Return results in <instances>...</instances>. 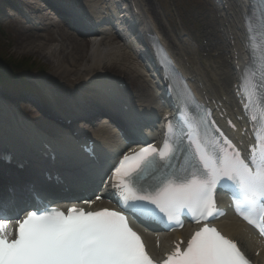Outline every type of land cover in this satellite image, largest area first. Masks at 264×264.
<instances>
[{
  "label": "snow or ice",
  "instance_id": "6c2138e0",
  "mask_svg": "<svg viewBox=\"0 0 264 264\" xmlns=\"http://www.w3.org/2000/svg\"><path fill=\"white\" fill-rule=\"evenodd\" d=\"M178 143L141 147L123 157L112 176L118 189L114 209L69 207L65 213L49 208L40 193L33 194L36 203L0 201V264H155L131 224L158 214L169 221L191 215L203 224L162 264H247L237 245L205 222L216 218L218 186L230 182L241 194L245 208L238 211L249 224L259 207L264 235V148L259 155L253 150L249 162L228 140L219 151H207L196 134L187 145Z\"/></svg>",
  "mask_w": 264,
  "mask_h": 264
},
{
  "label": "bare ground",
  "instance_id": "6f19581e",
  "mask_svg": "<svg viewBox=\"0 0 264 264\" xmlns=\"http://www.w3.org/2000/svg\"><path fill=\"white\" fill-rule=\"evenodd\" d=\"M137 2H139V6L140 8L143 10V6L141 5V1L140 0H136ZM236 3L239 5V11L242 12L243 11V7L240 3L239 0H235ZM88 3H96L95 0H89ZM236 3L234 2L235 6ZM93 5V4H90ZM149 13H151L150 11L152 9H148ZM145 11V8H144ZM148 14V12H145ZM232 17H231V21L234 24L232 26V30L234 31V35H238V31H236V17H237V13L232 10ZM144 28L141 27L142 31L144 33H151V30L154 32V34H156L157 36H159L158 31L154 28L151 29L150 27L146 28V25L144 24V22H142L141 24ZM107 35V33L104 34H100L98 37L95 36L94 38H92V42L91 44H89V42L87 41H77L73 35L68 34L65 35L63 38H61L59 35L57 36L59 38V40L61 41V43L63 44H67L70 48V52L68 53V56H74V57H67V59L65 57H63L61 59V61H63V63H61L60 60L54 61L52 63L54 64H58L59 62L61 64H63V69L59 70L61 73H59V75H62L64 72H68L72 73L73 75H78V76H74L77 81H79L80 87L84 88L87 86H90V91H98V89L103 90L104 92H106V90L110 89L108 96L115 101H119V104L122 106H127V109L125 112L127 113H131L132 115H138L141 116V114H143L144 110H142L141 108H145L147 106H143L144 104H146L145 97L143 96V94L139 91H137L134 95H131L130 97H128L127 95L125 96H121L120 93L121 92H116V86L114 84V82L112 81L113 76L116 77H125L128 76L129 73L132 74L133 70L131 69V67L126 68L125 65H128V63H124L122 64V50L123 48L120 47L119 45H115L112 44L109 40H107V38L105 37ZM159 38V37H158ZM72 42H76L78 43L77 47H75L70 41ZM30 41L32 42L30 44ZM35 44H34V43ZM163 42V41H162ZM30 44V45H29ZM33 44V45H32ZM20 46H23L22 49L23 50H27L29 52H39L41 55H43V57L48 59V54H53V52L56 51V49H52L49 52H45L43 49V40L41 38H39L38 36L34 35V34H30L26 37H24L20 43ZM86 46V48L84 49H78V48H82L83 46ZM62 46V44H61ZM44 51V52H43ZM77 52H79V54H76ZM51 57V56H50ZM49 57V58H50ZM126 60L124 59V62ZM131 69V70H130ZM57 70V71H58ZM64 70V71H63ZM52 91V90H50ZM103 92V93H104ZM49 97H50V102L51 105L56 107L57 105H65L67 107H71L73 105H75L76 103V97H74L73 95L70 96H66V97H54L52 96V93H48ZM88 97L83 98L84 100H86ZM53 100V101H52ZM54 102V103H53ZM147 112L148 113H152V116H155V112H156V108L153 106V108H147ZM8 113V112H7ZM6 115V114H5ZM2 120H0L1 122ZM29 126H25L20 124V122L18 120L15 119V117H13V114L11 113V117L9 116V119L7 121L3 120V123H0V143L5 142L9 145H12L14 147H19L22 146L25 149V153L26 156H28L27 160H29L30 164H32L33 160L35 159V155H30V151L32 150V144L29 140ZM98 128H103V126H100ZM102 133V132H99ZM96 134L95 136H97L96 138L98 139V135L100 134ZM115 133L114 130H110L109 134ZM104 134H106V130L104 131ZM55 140H53L54 142ZM58 142H61L63 148L65 149V153L67 154V158H72V156H74V152H73V148L70 145V143H68V139L67 138H59L57 140ZM100 142L103 144H109L111 143V141L109 139L106 138H101ZM110 147H113L114 145H109ZM26 175H30L29 173ZM25 174L20 177L21 179L25 178L26 176ZM223 229L225 228H230V235L233 236L235 239L240 235L244 236V232L242 230V228L238 225H234L233 228L231 226H227V225H222L221 226ZM183 232L185 233V231L183 230ZM182 233H176V236H179ZM146 237L145 240L148 244L149 247L152 248V238L149 236L148 233H145ZM239 241L241 243V245L246 248L249 249L251 241H249V243H247L246 240H244L243 238H241L239 236Z\"/></svg>",
  "mask_w": 264,
  "mask_h": 264
},
{
  "label": "rangeland",
  "instance_id": "374dc122",
  "mask_svg": "<svg viewBox=\"0 0 264 264\" xmlns=\"http://www.w3.org/2000/svg\"><path fill=\"white\" fill-rule=\"evenodd\" d=\"M168 2L170 3V10L171 11H175V9H176L174 7V5H175L177 7V11H178L179 15H182L184 20H187V21L189 20L193 24V29H195V30H196L195 23L192 20V12L193 11H191V10H194L195 8H198V7L202 6L203 7V11H205V13H204L205 22L210 24L212 29H214L215 31L217 30L216 23L213 20H209L208 19V13H209V9L208 8L209 7H208V5H207V3L205 1H203V0H168ZM172 6H173V8H172ZM171 13L173 14V12H171ZM2 27H3L2 29L4 31V35L7 38H5L6 40H4V45H2L0 43V55H5L6 57H14L15 60H18V59H21V58H27V59H29L28 61L30 63L40 64L42 66H45V68L48 69L51 72V76L49 74L47 75V77H50V79H52L57 74L59 75V73L62 72V71L60 72L59 70L63 69V64H61V63H63V61H61V59L63 57H65L66 59H67V57L68 58L69 57H74V56H68L69 55L68 53H71L70 52V48H69V46L67 44H63V43H62V46L60 45L61 44L60 43V44H58V47H52L50 49V50H52V49L55 48L56 51L53 52V54H50V55L48 54L49 57L51 56L50 58L48 57V59L43 57V55H41L40 53H30L27 50H23L22 49L23 46L19 45L20 41L23 39V36H21V34H23V31L19 30L18 26H14L13 24H9V25L6 24L5 26H2ZM62 28L63 27H60L59 31H61V30L64 31V29H62ZM52 31H53L52 29L48 28L47 32H40V31H32V32H33V34H37V35H39V36H41V37L46 39V44L44 46H45V48L48 49L50 47H48L47 45L50 46V44L59 42L58 40H52V41L49 40ZM216 34H217L218 37H220V35L218 33H216ZM190 35H193V33L190 32ZM52 38H54V36H52ZM164 40L167 43L168 40L166 38H164ZM198 40L200 41V39H198ZM68 41H70L75 47H77L78 43L72 42L71 40H68ZM31 43L32 42L30 41V44ZM84 48H86L85 45L82 48H78V49H84ZM76 54H79V52H77ZM53 60L54 61L60 60L61 63L59 62L58 64H54V63H52V62H54ZM222 62L224 64L225 68H226V72L228 71L230 73L229 68L227 67L226 60H224L222 58ZM124 63L125 62L122 59V64H124ZM208 63H210V60H208ZM128 65L125 66V67L128 68ZM68 73H69V71L68 72H64L63 74H68ZM70 74L73 75L72 73H70ZM47 77H46V79L44 77V79L46 81L51 82L49 79H47ZM66 79L68 80V82L70 84H68V86H66L67 85L66 84L62 88L63 89L65 88L68 91L73 90V88L76 86V85H74L75 84L74 78L71 77V76H68V77H66ZM122 80L124 82H126L127 85H130V89H132L133 91H135V90L136 91L137 90L141 91L142 90L144 95L148 94L150 99H152V100L154 99L153 95L148 91V86L145 83H143L141 81V79H139L138 77H135L134 74L132 75V77H130V74H129L128 76L123 77ZM57 82H56V84L51 82L52 86L53 85L55 86V85L59 84V82L58 83ZM18 112L20 114L24 115L26 117V119L29 120L30 122L38 124V125H36L37 127H42V126L47 127L45 124L37 122V120H31L32 117L27 115L25 113V111H21V110L18 109ZM44 130L46 131V129H44Z\"/></svg>",
  "mask_w": 264,
  "mask_h": 264
},
{
  "label": "trees",
  "instance_id": "16d2710c",
  "mask_svg": "<svg viewBox=\"0 0 264 264\" xmlns=\"http://www.w3.org/2000/svg\"><path fill=\"white\" fill-rule=\"evenodd\" d=\"M0 67L10 68V67H16V66L11 65L10 63H6L5 61H0ZM16 68H18V67H16Z\"/></svg>",
  "mask_w": 264,
  "mask_h": 264
}]
</instances>
